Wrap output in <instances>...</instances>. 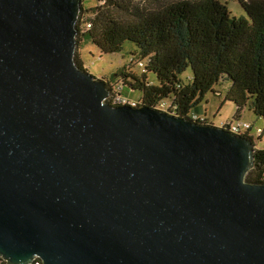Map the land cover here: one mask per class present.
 <instances>
[{"label":"water","instance_id":"water-1","mask_svg":"<svg viewBox=\"0 0 264 264\" xmlns=\"http://www.w3.org/2000/svg\"><path fill=\"white\" fill-rule=\"evenodd\" d=\"M83 0H0V257L264 264L254 140L113 106L75 62Z\"/></svg>","mask_w":264,"mask_h":264},{"label":"trees","instance_id":"trees-1","mask_svg":"<svg viewBox=\"0 0 264 264\" xmlns=\"http://www.w3.org/2000/svg\"><path fill=\"white\" fill-rule=\"evenodd\" d=\"M95 1L101 5H82L77 49L82 42L106 55L132 48L128 66L104 79L109 89L117 83L121 90L142 93L139 106L166 104L175 115L209 124L200 105L209 93L221 96L217 88L229 83L225 102L236 107L233 124L240 123L245 109L264 120V0H234L244 11L239 17L223 0ZM75 62L86 70L77 52ZM188 70L192 76L186 82L181 76ZM150 74L157 84L149 81ZM248 124L243 136L254 140ZM247 181L264 184V149H256Z\"/></svg>","mask_w":264,"mask_h":264},{"label":"rangeland","instance_id":"rangeland-1","mask_svg":"<svg viewBox=\"0 0 264 264\" xmlns=\"http://www.w3.org/2000/svg\"><path fill=\"white\" fill-rule=\"evenodd\" d=\"M224 3L228 5L229 11L232 13L233 16H242L244 15V11L241 8L240 4L234 0H223ZM82 5L85 9L95 8L99 4L95 0H83ZM91 15V14H90ZM132 48L130 45L125 47L123 53L120 54H113V55H106L101 53L94 45L91 43L84 44L82 42L81 49H77V54L83 61V65L85 69L92 74L94 77L98 79H111L112 77L117 74L119 69H123L124 66L127 67L130 60V52ZM136 72L141 73L139 68H134ZM192 73L191 70L186 71L181 78L184 81H188L191 78ZM149 81L151 83L157 84V78L150 74ZM230 86L229 83L218 87L217 89L221 92V96L215 95L214 93H209L204 101L201 103V107L199 109L200 112L203 114H207V118L209 120V124H213L215 126L223 128L225 125H233L232 120L234 119V115L236 112V107L232 103L225 102V93L227 88ZM110 90L112 92L116 91L122 95L131 98L132 100H141L142 93L139 91H135L133 93L129 92L128 90H121L118 87L117 83H112L110 85ZM234 123L236 122L233 120ZM227 122V123H226ZM240 123L247 122L252 124V135L254 136V144L255 149H264V120L260 117H257L252 111L249 109H245L242 117L239 120ZM262 134V135H261ZM261 135V138H260Z\"/></svg>","mask_w":264,"mask_h":264},{"label":"built area","instance_id":"built-area-1","mask_svg":"<svg viewBox=\"0 0 264 264\" xmlns=\"http://www.w3.org/2000/svg\"><path fill=\"white\" fill-rule=\"evenodd\" d=\"M109 100L112 101L113 106L128 105V106L135 108V107H138L140 105L137 101L129 99V98L125 97L124 95H122L120 93V90H119V92L114 91L112 96L109 95L107 101H109ZM157 109L160 111H163V112L175 113V111H171L166 104H162ZM192 119H193V121L196 122L198 117L194 116ZM223 128H225L226 130H228V131H230L233 134L238 135V136H243L245 133L248 134L249 129H250L249 124L244 123V122L243 123H236V124H233L232 126L225 125V126H223ZM5 262H7V261L0 257V264H6ZM31 264H43V262L40 258L36 257L35 260Z\"/></svg>","mask_w":264,"mask_h":264}]
</instances>
